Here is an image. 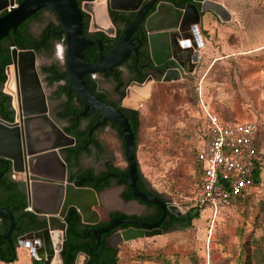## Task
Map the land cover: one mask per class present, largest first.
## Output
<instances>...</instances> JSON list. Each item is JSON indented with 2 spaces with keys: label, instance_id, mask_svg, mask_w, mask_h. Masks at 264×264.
<instances>
[{
  "label": "rangeland",
  "instance_id": "rangeland-1",
  "mask_svg": "<svg viewBox=\"0 0 264 264\" xmlns=\"http://www.w3.org/2000/svg\"><path fill=\"white\" fill-rule=\"evenodd\" d=\"M213 1L225 5L232 20L223 22L213 13L203 17L198 27L202 46L194 56L193 72L177 82L151 83L144 101L136 95L138 89L133 92L141 120L137 139L140 171L151 188L175 206L187 212L197 205L200 175L195 154L207 135L203 102L224 121L257 125L263 134L261 182L232 207L216 213L205 207L189 229L111 242L119 249V264H192L193 258L199 264H244V248L264 253V0ZM40 24L33 28L39 30ZM66 49L57 41L51 53L39 58L40 64L54 63L59 50L64 59ZM97 139L104 149L101 153L93 149L94 154L83 159V166L99 171L102 162L110 159L118 168L128 167L123 142L116 133L102 130ZM121 190L113 182L103 195L104 203L94 208L102 219L109 209L140 213L121 201ZM16 256L15 261L2 264H34L33 255L22 246Z\"/></svg>",
  "mask_w": 264,
  "mask_h": 264
},
{
  "label": "water",
  "instance_id": "water-1",
  "mask_svg": "<svg viewBox=\"0 0 264 264\" xmlns=\"http://www.w3.org/2000/svg\"><path fill=\"white\" fill-rule=\"evenodd\" d=\"M19 1L0 0V42L9 36L11 31L16 32L19 26L43 8L48 7L57 14L62 27L61 32L66 36L67 79L86 109H94L103 117V120L91 129L89 138L96 128L105 125L107 121L116 124L123 131L129 168V178L125 184L135 200L127 201L120 193L119 198L128 206L137 208L142 202L154 204L162 210V216L157 222L150 223L128 217L116 218L111 224L93 230L97 245L100 244L102 234L122 225H129L118 233V239L125 242L162 235L164 230L161 226L168 213L182 217L186 211L175 206L172 200H164L139 189L136 135L130 122L120 109L93 93L85 77L111 71L126 61L131 52L138 54L139 47L134 45L133 35L142 23L145 26L153 62L156 66H161L168 60L180 63L178 60L180 51L187 50L188 54H196L202 44L196 43L194 30H197L198 35V27L207 13L215 14L223 22H230L231 12L222 3L213 0H191L185 7L176 6L174 0H82L81 3L78 0H21L20 3ZM99 6L104 7L109 24L107 29L99 22ZM112 12L135 14V19L122 32L109 54L103 55L102 40H90L85 37L83 20L84 16L90 18L91 32H102L114 37L115 25L110 18ZM198 37L200 38L199 35ZM95 44L100 47L99 59L89 63L84 58V50ZM12 61L6 92L13 96L14 107L17 109L14 68L18 72L17 79L23 99L22 113L21 118L19 116L15 123L0 118V158L11 161L15 173H25L30 178L31 182L27 185L28 207L32 213L46 222V227L42 230L21 236L19 243L28 246L31 253L45 261L44 264L53 262L63 264L62 250L67 239L65 218L69 209L76 208L84 224L97 225L101 221V216L94 208L104 203L105 192L97 193L92 188L77 187L68 181L67 163L61 152L75 145L76 140L66 134L49 116L46 94L36 69L35 51L13 47ZM182 78L179 69H172L164 75L163 82H177ZM136 88L145 95L139 97L141 101L149 97L150 81L145 85H137ZM111 211L109 209V213ZM126 215L131 217L132 214ZM6 216L10 219L9 229L0 234V238L10 243L16 257L12 241L16 221L12 212L0 208V219ZM56 231L62 232L59 244H54L53 240ZM40 250L44 252L41 254ZM14 260L15 258L12 261ZM88 261V255L79 253L75 264H87Z\"/></svg>",
  "mask_w": 264,
  "mask_h": 264
},
{
  "label": "flooded vegetation",
  "instance_id": "flooded-vegetation-1",
  "mask_svg": "<svg viewBox=\"0 0 264 264\" xmlns=\"http://www.w3.org/2000/svg\"><path fill=\"white\" fill-rule=\"evenodd\" d=\"M78 1L81 3L82 0H78ZM168 1H172V0H168ZM190 1L191 0H174V3L178 7H185ZM20 2H21V0L19 1V3ZM198 6L200 7V5H198ZM38 13H40L39 16H38ZM110 18L115 25V36L114 37H109L106 34H103L102 32H91L90 31V18L87 16H84V20H83L84 21V35H85V37L87 39H90V40H102V42H103V49H102L103 55L109 54V52L116 45L118 38L120 37L119 36L120 31L121 30L124 31L126 29L124 23H120L118 21L115 22V20H114L115 18L113 17L112 13H110ZM41 22H42V24H40ZM24 23H25V27L27 28L28 35L30 37L35 38V39H40L42 37V35L44 34V31L48 27H50L51 24H54L58 28L60 27L59 30H56L54 28L49 29L50 34H52L54 36L63 35L62 39L54 40L52 42V50H53V47L57 41L58 42L62 41L64 43V45H66V36L64 33L61 32L62 27H61L60 21L58 19L57 14L52 9H50L48 7L43 8L42 10L38 11L35 15L30 17ZM34 24H40L41 25L40 29L35 30L33 28ZM6 39L9 41L10 40L9 36ZM133 39H134V45L136 47H139L138 54L134 51L131 52L130 56L126 59V61H124L122 64L115 67L111 71L87 75L85 77L87 84H88L90 89H91V85H92L91 83L92 82L95 83V85H96V87H95L96 93L93 91L92 92L95 93L97 96H99V94L103 95L104 99L101 98L100 96L99 97L102 100L106 101L107 103H109V104L113 105L114 107L120 109L124 113V115L128 118L129 122H130V116H131L132 111H139L140 110L137 107V104L133 103L134 101H132L133 100V92L137 89L136 88L137 85H145L149 81L153 85L159 84V83H164L163 82L164 75L169 70L179 69L182 73V76H183L184 74H187V72H193V70L195 68V66H194L195 63L193 60V58L195 56L194 53L193 54H187V60H186V57H185L186 55L183 54L181 51L178 53V60L180 63H178L175 60H168L163 65L156 66L153 62V59H152L151 51H150L149 44H148V37H147V34L145 32L144 23H142L139 26V28L137 29V31L134 33ZM95 45L98 46L97 44H95ZM95 45H91V46H95ZM110 45L112 46L111 50L108 51L107 53H105V50H107V48ZM88 47H90V46H88ZM98 48H99V55H100V47L98 46ZM35 53L37 56L36 69H37L42 87H43L44 92L46 94L47 105H48V109H49V116L66 133V128H69L71 126L72 120L69 118H67V119L61 118L59 116V113L64 110L63 106L66 102L69 101V99H68V96H64V95L61 97H58L57 92L60 89V87L65 86L68 83L71 87L69 92L70 93L75 92L77 94V92L73 90L72 85L69 83V81L67 79V76H68V71H67V66H66L67 49L65 51L64 59L61 58L62 54H61V50H59V55H58V57H55L54 63H46L43 65L40 64L39 58L42 55L49 54V52L47 50L43 49L41 52H39V53L35 52ZM63 53H64V51H63ZM99 55L95 58L94 62H96L99 59ZM11 57H12V53H11ZM5 61H6V59H5L4 51L1 50L0 51V118L7 121V122L15 123L16 119L19 116L21 118L22 100L23 99H22V95H21V91H20L19 80L17 79L18 72L14 68H13V74H14V80H15V92L17 95V102H18V108L17 109L14 107L13 96L6 92V84L8 81L9 67L13 66V61L10 64H6ZM46 67H56L55 76L60 77V79L54 83H51L50 78L53 76V74L45 72ZM3 78H5V80L2 82ZM106 84L109 85L108 88H107ZM103 85H105V87H103ZM48 87L52 88V89L50 90V89H48ZM136 95L137 96L140 95L139 92H137V90H136ZM78 97H79L80 101L82 102L79 95H78ZM79 99L76 98L74 101V104L78 105L80 103ZM54 101L57 103L53 105ZM82 104H83L82 105L83 109L79 113V115H80L79 117L82 118L81 121L79 122V131H86L89 127H90V131H91V129L97 123H99L103 120V117L94 109L87 110L83 102H82ZM94 111L101 116V119L95 120L94 115H93ZM5 112H8L9 115H5ZM6 117H8V118H6ZM94 120H95V123H93ZM61 121L65 122V125H62ZM113 125L117 126L116 124H114L110 121H107L105 125L99 126L98 128H96L92 132L91 138H89V135H88L89 141H92L93 136H95V138L97 139L98 133L100 131L106 130V129H109L110 131L119 135V131L116 130L113 127ZM130 125H131V122H130ZM117 127L122 131V129L119 126H117ZM131 127H132V125H131ZM90 131H89V133H90ZM122 133H123V131H122ZM69 136H72V135H69ZM72 137L75 138V140H76L75 145H76L77 139L75 136H72ZM123 140H124V138H123ZM75 145H73L71 147H74ZM124 145H125V142H124ZM68 148H70V147H68ZM65 149H67V148H65ZM89 149H91L90 153L82 154L79 161L76 164L69 165L67 163L68 181L69 182H70V178L72 177V174L78 173L81 170L86 171V170L91 169L90 167L83 166V163H82L83 159L87 156L93 155L94 154L93 149H95L97 153H101V151H102V149H104V147H103L102 143L100 142L99 148L96 147V145L92 144L89 146ZM61 155H62L63 159L65 160L66 155L63 153V151L61 152ZM0 159H3V158H0ZM109 164H111L112 166H115L113 163V160L105 159L101 165L103 167V169L99 170V171H97V170H94V171L96 173L106 172L107 166ZM2 165H3V163L0 162V168L2 167ZM127 165H128V163H127ZM0 175H1V179H0V203L3 202L6 198V193H5V190L3 187V180L11 178L12 181L19 183V191L23 195L26 196V202L28 204L27 185H28V182H31L30 178H28L25 173H23V174L15 173L13 171V165H12L11 172H9V171L5 172L2 170V171H0ZM113 182L117 183V177H113L112 185H113ZM141 184L143 185V189L141 191L149 193V194H153V195H155L161 199L167 200L166 198L162 197L161 195L156 193L151 188L149 182L143 177V175L141 176ZM118 186L122 187L121 196L123 197V195L127 191L128 186L126 184H121V185L118 184ZM111 188H112V186L109 189H106L105 191H102V192L109 191ZM134 200H130V202H133ZM151 205H153V206H151ZM157 207L158 206H156L154 204H147V203L140 202V204H138V206H137V208L140 209V213L139 214H132L131 217L127 216L126 213H122L119 211H113L112 210L110 213H113V212L116 213L117 212V213H121V214L126 215L128 218H135V219H140V220L145 221V219H147L151 216H155V214L157 213V209H156ZM0 208H5V207H0ZM26 210L31 212L29 207ZM169 214L170 213H168V215ZM168 215H167V217H168ZM167 217H166V219H167ZM6 218L9 219V217H7V216L0 219V225L2 224V221H4ZM14 218L16 221V229L14 230V232L12 234V241H13V246L15 247V249L17 251V249L19 248V245H20L19 238L21 236L19 238H17V240L14 239L15 234L20 229L19 222L16 220L15 216H14ZM166 219H165V221H166ZM9 221H10V219H9ZM38 221L41 223H44L45 226H42V227L37 228L35 230H32L30 232L39 231V230H42L43 228L46 227V222L44 220H41L38 217ZM165 221L163 222V224L165 223ZM150 223H152V222H150ZM21 224L25 226L26 224H29V220H26V218H25V219H23V222ZM163 224L161 226L162 229H163ZM121 227L122 226L114 229V230H116V232L109 238V241H108L110 245H112L111 242L114 243L116 240H118V233L121 230ZM30 232H28V233H30ZM3 233H5V232H2L0 234H3ZM28 233H26V234H28ZM23 235H25V234H23ZM0 239H3V238H0ZM3 242L5 243L6 251L9 254L12 253L13 256H15V254L12 250V247L10 246V243L5 239H3ZM42 251L44 252V250H40L41 254H42ZM11 261H12V258H10L9 256H6L5 254H2L0 252V264L8 263V262L10 263ZM41 261L43 262V264L45 263L44 260H41Z\"/></svg>",
  "mask_w": 264,
  "mask_h": 264
},
{
  "label": "trees",
  "instance_id": "trees-1",
  "mask_svg": "<svg viewBox=\"0 0 264 264\" xmlns=\"http://www.w3.org/2000/svg\"><path fill=\"white\" fill-rule=\"evenodd\" d=\"M40 13H38L39 16ZM113 17L115 18V22L118 21L120 23L125 24V28H127L135 18V14H124V13H117L112 12ZM50 28H54L59 30L54 24H51L48 27L44 34L40 39H35L28 35L27 28L25 27V23H23L16 32L11 31L8 41L4 38L0 42V51L3 50L5 54V63L10 64L12 62V47H16L20 50H34L35 52L39 53L43 49L47 50L49 53L52 51V42L54 40H60L63 38V35L54 36L50 34ZM123 30L120 31L119 36L122 34ZM118 36V37H119ZM111 45L105 50V53L111 50ZM99 55V48L98 46H90L84 51V58L87 62L92 63L94 62L95 58ZM55 69L56 67H46L45 72L52 73L53 76L50 78V82L54 83L60 79V77L55 76ZM5 78L2 79V82ZM91 90L96 93L95 90V83H91ZM71 87L67 83V85L60 87L57 92V96H68L69 101L66 102L63 106L64 110L59 113V116L63 119H71V126L66 128V133L72 136H75L77 139V144L74 147H70L63 150V153L66 155L65 161L69 165L76 164L81 155L84 153H90L91 149L89 146L94 144L96 147H100V141L93 136L92 141H89L88 135L90 131V127L86 131H79V122L82 118H80L79 113L83 109V104L80 101L78 95L73 92L70 93ZM99 96L104 99L103 95ZM79 99L80 103L74 104L75 99ZM5 115H9L8 112H5ZM95 120L101 119V116L94 111L93 113ZM8 118V117H6ZM79 118V119H78ZM95 120L93 123H95ZM130 122L132 125V129L136 135V146L139 129L141 125L140 120V112L139 111H132L130 116ZM229 123H238V122H229ZM113 127L119 131V139L123 142L124 153H125V145L123 140V133L122 131L115 125ZM261 131L258 132L256 141H255V148L258 152V156L260 157L261 161L258 162L257 167L255 169V177H254V186L258 185L261 182V176L263 172V163H262V153L260 150V142H261ZM263 135V134H262ZM201 149H197L195 154V159L199 168V175L200 181L203 176V165L198 159V154ZM126 155V154H125ZM0 162L3 163L0 171H9L11 172L12 169V162L6 159H0ZM139 165V163H138ZM129 168L121 169L109 164L107 166L106 172L96 173L93 169L89 170H81L78 173L72 174L70 178V182L74 183L77 187H88L94 189L97 193H101L106 189H109L112 186L113 177H117L118 184H125L128 180ZM141 171L139 168L138 173V187L140 190L143 189V185L141 184ZM200 184V183H199ZM3 187L6 193V198L3 202L0 203V207H5L7 210L12 212V214L16 217V220L19 222L20 229L15 234V240L26 234L32 230L45 226L44 223L38 221V216L32 212L27 211L28 204L26 202V196L23 195L19 191V183L12 181L11 178L3 180ZM124 199L127 201L134 200L131 190L127 187L126 193L123 195ZM247 195H244L242 198H246ZM238 199L235 203L239 202ZM153 206V205H151ZM206 206L203 205H196L195 207H191L184 216L177 217L176 215L169 214L165 223L163 224L164 232H168L170 230H174L176 228L186 230L192 227L193 221L200 218L202 210ZM157 213L155 216H151L145 221L147 222H157L162 216V210L160 208H156ZM100 214V213H99ZM101 216V214H100ZM29 220V224L25 226L21 223L23 219ZM116 218H127L126 215L121 213H108L105 219H102L99 224L97 225H87L82 222L81 215L77 211L76 208L72 207L69 209L68 214L65 218L67 223V239L64 243V247L62 250V259L63 264H75L77 256L79 253H84L89 256V261L87 264H119V249L117 247L111 246L109 244V238L116 232V230L107 232L102 234L100 244L95 239L93 235V230L98 229L100 227H105L112 223V221ZM10 221L6 218L2 221L0 225V233L6 232L9 229ZM129 225H122L121 230L128 228ZM262 248V247H261ZM0 252L12 258V260L17 257L13 256V254H9L6 251L5 243L3 239H0ZM244 252V264H264V253L262 250L257 249L255 252L250 251L248 248L243 249ZM14 260V261H15ZM34 264H43V262L34 261ZM167 264V263H166ZM171 264V263H169ZM177 264V263H174ZM192 264H199L197 258L192 259Z\"/></svg>",
  "mask_w": 264,
  "mask_h": 264
},
{
  "label": "built area",
  "instance_id": "built-area-1",
  "mask_svg": "<svg viewBox=\"0 0 264 264\" xmlns=\"http://www.w3.org/2000/svg\"><path fill=\"white\" fill-rule=\"evenodd\" d=\"M202 106L207 135L205 147L198 154L203 176L195 202L216 213L234 206L254 187L255 169L261 161L255 148L259 129L255 124L224 121L203 102Z\"/></svg>",
  "mask_w": 264,
  "mask_h": 264
},
{
  "label": "bare ground",
  "instance_id": "bare-ground-1",
  "mask_svg": "<svg viewBox=\"0 0 264 264\" xmlns=\"http://www.w3.org/2000/svg\"><path fill=\"white\" fill-rule=\"evenodd\" d=\"M98 11H99V17H100V21L99 22H100L102 27L107 29L109 27V24H108V21L106 19V13H105L104 7L103 6H101V7L99 6L98 7ZM194 31H195L194 34H195L196 43L199 45V43H201V40H200V38L198 37V35L196 33L197 30L195 29ZM139 94H140L139 95L140 97H145V95H143L142 93L139 92ZM61 235H62L61 231H56L55 232V236L53 238L54 244H59V241L61 239ZM53 264H59V263L58 262H53Z\"/></svg>",
  "mask_w": 264,
  "mask_h": 264
},
{
  "label": "crops",
  "instance_id": "crops-1",
  "mask_svg": "<svg viewBox=\"0 0 264 264\" xmlns=\"http://www.w3.org/2000/svg\"><path fill=\"white\" fill-rule=\"evenodd\" d=\"M201 38V37H200ZM201 40V43H202V39H200ZM199 43V42H198ZM200 45V44H199ZM182 53L183 54H185L186 56V60H187V54H188V51L187 50H184V51H182ZM190 53V52H189ZM191 54V53H190ZM193 60H194V58H193ZM206 143V142H205ZM205 143H204V146L202 147V148H204L205 147ZM22 246V248L23 249H25L27 252H31L30 251V248L28 247V246H23V245H19V248L17 249V251L20 249V247ZM31 255H33V260L34 261H37V262H42L41 260H40V258H37L33 253H31Z\"/></svg>",
  "mask_w": 264,
  "mask_h": 264
}]
</instances>
